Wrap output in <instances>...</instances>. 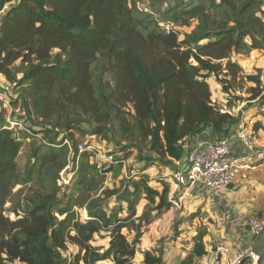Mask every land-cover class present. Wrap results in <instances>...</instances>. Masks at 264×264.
Listing matches in <instances>:
<instances>
[{"label": "trees", "instance_id": "16d2710c", "mask_svg": "<svg viewBox=\"0 0 264 264\" xmlns=\"http://www.w3.org/2000/svg\"><path fill=\"white\" fill-rule=\"evenodd\" d=\"M262 4L263 0H176L161 18L181 27L197 22L191 31L180 33L162 29L159 18L139 11L136 0H0V12L9 5L0 14V76L17 91L10 103L22 99L37 128L34 133L45 132L49 138L44 150L42 145L32 148L33 161L20 172L17 158L23 141L4 127L0 116V264H98L108 259L111 264H134L142 226L152 219L145 212L135 216L127 188H103L94 198L91 192L100 188L103 174L88 153L74 150L70 157L63 143L73 141L76 123H84L91 135L114 140L121 151L137 148L141 160L145 155V161H180L189 136L205 126L218 131L233 119L215 105L208 78L218 81L229 96L237 90L235 85L241 82V90L243 81L252 82L245 87L246 96L236 99L262 97L260 70L244 74L231 60L243 47L264 50ZM107 74L111 80L105 79ZM129 104L133 112L127 110ZM256 129L254 125L252 131ZM60 131L63 136L55 142L51 135ZM70 159L75 169L72 186L81 195L75 200L69 196L62 204V187L67 190L70 184L62 186L57 175ZM142 169L146 166L133 174L137 177L131 180L130 194H143L145 204H153L151 210L158 215L171 206L169 186H152ZM33 176L39 187L23 204L8 210L6 203L16 186ZM112 197L126 202L125 216L105 210L103 200ZM76 205L86 209L88 218L76 216ZM101 231L107 232V243L93 244ZM129 232L134 235L131 241ZM204 236L203 230L194 236L181 264L207 253ZM68 243L76 246L69 257ZM253 245L261 262L264 230L253 237ZM142 254V264H163L161 249Z\"/></svg>", "mask_w": 264, "mask_h": 264}, {"label": "rangeland", "instance_id": "374dc122", "mask_svg": "<svg viewBox=\"0 0 264 264\" xmlns=\"http://www.w3.org/2000/svg\"><path fill=\"white\" fill-rule=\"evenodd\" d=\"M175 2L176 0H136V6L139 9V11L144 12V13L150 12L156 18H159L160 25L162 29L164 30L173 28V29L178 30L180 33L191 31V29H193V27H195L197 23L196 20H192L190 22V26L181 27V26H174L171 22H168L165 19L161 18L162 13L166 11L168 8H170ZM8 7L9 5L6 6L5 9H7ZM5 9L2 10L0 14L3 13ZM262 9H264V0L262 4ZM262 18L264 19V15L262 16ZM181 37H182V34H181ZM246 40L249 42L248 38ZM231 60L234 62H237L241 66L244 74H255L257 73V70H260L262 86H263L262 97L258 99L256 102H254V104H255V107L257 108L255 110H258V108H262V111H264V50L243 47L237 52L232 53ZM98 68H99V62L94 63L92 65V69L94 73L98 71ZM2 79L4 78L2 77ZM105 79L111 80V76L107 74L105 75ZM93 80H94V83H96L95 78ZM207 80L210 82L212 98L215 102V105L218 106L219 108L223 106H227L225 108H222L223 109L222 111L224 110L229 111L232 114L231 115L232 118H235L236 113L234 112V110H237L238 107H241V110H243V108H247L248 105H250L249 102H242L241 99H236L235 96L245 97L246 96V93H244L245 87L253 85L252 82L243 81L242 82L243 88L241 90H239L238 88V86L241 85L240 84L241 82L239 83V85H235V88L237 90L233 91L234 94H231L229 96V94L227 93L222 94L219 91L218 81L216 80L213 81V79H210V78H208ZM5 82L8 84L7 81ZM6 85L5 86L3 85V87H0V89L4 91L3 97L0 98V116L4 119V121L10 118L20 123V125L14 126L13 130L15 131V135L19 139H22L23 141L22 147L19 152V156L17 158L18 169L20 172H23L25 169H27L31 165V162L33 161V157H31L32 148H34L36 145H42V149L44 150L45 143H43L42 139L45 138L44 140L48 141L49 138L47 139V137L45 136V132L34 133V130H37V128L33 126L32 123L30 122L29 117L27 115V110L24 108L22 99H18L17 102L10 103V100H13V98L16 97L17 91H11L12 90L11 87H8L10 85L9 84L8 86ZM6 102H8L9 105L6 104ZM127 110H129L130 112H133L130 104L127 105ZM74 113L75 112H72V116L74 115ZM262 116H263L262 122L264 123V114H262ZM248 125H250V127L252 128L253 124L252 125L248 124ZM24 128L29 130V132H27ZM89 128L90 127L87 124L76 123L72 128L74 137H73V141L71 142H75V144H77L78 142H81V141H84V142L87 141L88 143L92 142L96 145H99L105 150L112 149L114 150L115 156L117 158L122 157V160L124 161V163H122L121 166L114 165L112 169L109 171V174L101 176L102 179L100 180L101 181L100 188L97 191L91 192V195H94V198H97V196L100 194V190L103 188H108V189L119 188L118 190H120V192L122 191L124 192V189L127 188V190H129L128 191L129 194H126V195L128 199L135 204V208H137L136 212L138 211V206L140 207L142 206L143 211L141 214L145 212L147 216L150 217L151 219L155 218L156 215L151 210L153 207V204H145L146 200L144 199L143 194H141L140 196H135V195L130 194V191L132 190L131 180L137 177V175H133V174L135 173L138 174V171H137L139 168L138 162L140 160V159L138 160V158H140V156L138 157V149L131 147V148L124 149L121 151L119 149L120 146H117L114 144V140L105 138L102 135H91L89 132L90 131ZM262 130L264 131V127H262ZM25 134L28 137H24ZM254 134L256 135V132ZM51 136L55 138L54 141H57L63 136V132L61 131L56 132V134L53 133ZM145 154L147 156L150 155V153L146 151H145ZM144 157L143 155H141V158H143L144 160L147 159ZM170 164L171 163L167 161L151 160V161H148V163H146V167L148 165H156L157 168L160 167L158 168V171H155L156 172L155 177H153L152 179L153 181L157 180L159 182H163V181H160V179L158 178L160 176V171L161 169H164V167H166L167 165L170 166ZM72 165L73 163H71L70 166L67 167L65 171H64V168L60 169L57 175L60 179L59 183L62 186L70 184L69 185L70 187L67 190L66 188H64L65 186L62 187V192L59 195L62 204H64V202L67 200L69 196H71L73 200H75L77 196L81 195L79 188L75 187V185L72 186V177L74 174H72L71 177H69L70 175L69 173L73 170ZM56 167H57L56 165H54L53 167L55 175L57 174V171H58ZM152 179L149 177L150 184H152L153 186H156V188L158 189H161L162 188L161 184H158L157 182H153ZM252 182H255V181H252ZM39 184H40L39 180L35 176H33L32 180L29 183L16 186L14 195H12V197L9 199V202L6 203V208L10 210L11 208L15 207L18 203L19 205L23 204L25 197L30 196L31 193L39 187ZM251 188L255 193H259L260 197H257L256 195H254V199L250 201L251 203L250 205H248V208L253 207L255 215L264 216V187L260 189L257 187L253 188L252 186ZM63 191H68V192L65 193ZM101 198L102 197L100 196L99 201ZM103 201H105L103 205L105 206V210L108 213L113 212V213H116L117 216H125V214L127 213L126 202L119 200L117 198H114V197L110 199H104ZM88 203H89V200L85 202V205H87ZM120 207H121V210H119ZM73 210L76 213V216H78L79 218H85V215L87 214V211L86 209H84V207L80 208L79 206L76 205V206H73ZM190 213L191 212L188 211V208L184 207L183 216L181 217L180 222H179L180 219L177 221V218H171L170 216H167V217L165 216V220L164 221L162 220V222H159L158 225H156L153 222L151 223L149 222V224L144 223V225L142 226V234H141L142 243L140 245L141 246L143 245L144 249H150L154 252L159 249L163 250V253H164L163 264H177L178 258L180 256L179 255L180 253L177 251L178 247L179 249H182L185 251L186 250L185 248H187V245H189L186 243L188 241L187 235H185V237L182 236V234H185L183 229H185V231H190V232L193 230L194 231L198 230L197 231L198 233L199 231L202 230V228L205 227V226L197 227L195 223L191 224L192 217H190ZM6 214L10 217L13 216L12 212L10 211H7ZM60 218H62V216H60ZM164 224H165V227H163ZM167 225H169L168 228L166 227ZM244 228H246V226H244ZM213 229L217 230L218 228H211L210 232H212ZM178 230L179 232H177ZM70 233L73 234V231H71ZM213 233L215 234V231H213ZM190 234L191 233H189L188 235ZM127 237L131 241L133 240L134 235L132 234V232H129L127 234ZM167 237H169V240ZM210 237H212V235H210ZM95 238H96L95 239L96 241L93 242V244L105 245L108 240V234L106 231H101L100 233H97L95 235ZM172 239H173V242H171ZM178 241H181L182 243ZM68 246L69 248L65 252V255L67 257L71 256V254L76 251L75 245L68 243ZM243 261H244V264H264V259H262L261 262L259 260L257 262H251L248 259H243ZM134 263L138 264V259L134 260ZM102 264H111V263L108 259L104 261Z\"/></svg>", "mask_w": 264, "mask_h": 264}, {"label": "crops", "instance_id": "0c3cea01", "mask_svg": "<svg viewBox=\"0 0 264 264\" xmlns=\"http://www.w3.org/2000/svg\"><path fill=\"white\" fill-rule=\"evenodd\" d=\"M6 84L7 83L5 80L0 76V86H5ZM6 86H8V84ZM218 88L223 94L219 85ZM258 99L259 97L252 100H245L244 98L242 102H249L250 105H248L247 108L242 107L243 110H241V107H238L237 110H234L236 113L235 118L225 123L220 130L217 131L210 126H205L199 132L189 136L184 142V157L180 161L172 160L170 166L167 165L160 171V176L158 178L160 181L165 182L169 186L168 198L171 206L168 210L156 215V217L153 218L151 222L158 225L159 222L165 220V216L177 218V221L180 219V222L181 217L183 216V209L184 207H187L188 211L191 212V224L195 223L197 227L205 226L202 228L203 231L206 230L205 236L203 237V244L207 253L204 256L209 255L213 238H219L226 241L230 248L231 254H235L240 249V247L246 245L247 243L253 242V237L251 236L247 226V220L250 217L257 215H255L254 208H248V205H250V201L254 199V195L260 197V194L255 193L251 187L253 186V188L257 187L260 189L264 187V131L262 130V127H264V123L262 122V114H264V111H262V108L255 110L257 108L255 107L254 102H256ZM227 112L232 115L229 111ZM241 122L251 125L253 124L252 127L256 125L257 129L254 131L256 132V137L258 138V145L253 156L254 161L248 169H243L239 172L237 184H233L227 189L209 190L201 187L189 188L178 183L174 179L173 174L177 169V163L184 162L187 159L189 151L200 147V145L213 142L221 137H229L231 146L233 148L232 155L235 156L242 152V146L237 138V133L239 131ZM139 159L140 158H138V160ZM146 163H148V161L140 159L138 162V169L145 167ZM158 168L156 165H148L146 169L141 170V173L148 175L152 179L155 177V171H158ZM153 182L161 184V182L157 180H154ZM172 201H174L177 205L173 204ZM142 209V206H138V211L135 212L136 217L141 215L143 211ZM153 212L155 214V211ZM244 226H246V228H244ZM163 227H165V224ZM166 227L168 228L169 225ZM211 228H218L217 230L213 229L215 234L213 231L210 232ZM183 231L185 234H182V236L185 237V235H187L188 241L186 240V243L189 245H187L185 251L179 249L178 247L177 251L180 253V256L178 258L177 264H181V261L190 253L194 243L193 238L197 234L198 230H193L190 232L183 229ZM177 232H179V230ZM189 233L191 234L188 235ZM210 235H212V237H210ZM169 237H167L168 240ZM141 239L142 237L140 238V243L137 247L138 250L134 256V260L138 259V264H142V251L150 250L144 249V246L140 245L142 243ZM171 242H173V239ZM195 261L201 263H204V261L206 262V260L201 258V256L194 257L193 262ZM102 263L103 262H99L98 264Z\"/></svg>", "mask_w": 264, "mask_h": 264}, {"label": "built area", "instance_id": "2783aa9c", "mask_svg": "<svg viewBox=\"0 0 264 264\" xmlns=\"http://www.w3.org/2000/svg\"><path fill=\"white\" fill-rule=\"evenodd\" d=\"M3 94L4 91L0 89V98L3 97ZM6 104L9 105L8 102ZM3 125L7 129H13L14 126L20 125V123L9 118L4 121ZM24 129L29 132L26 128ZM237 138L243 151L235 156L232 155L233 148L229 137H221L190 150L187 159L182 163H177V169L173 174L174 179L189 188L201 187L209 190L227 189L231 185L237 184L239 172L248 169L254 161L253 156L258 144V138L254 131H252L250 125L244 122L240 123ZM42 141L43 143L47 142L44 139ZM63 144L66 146L70 157L73 155L74 150L77 151L78 155L88 153L91 161L96 165L98 173L103 175L109 174V171H106L107 168L124 163L122 157L117 158L115 156L114 150H105L92 142H78L75 144L76 149H73L70 140H65ZM77 162L78 156L75 160V166H77ZM71 163L70 159L64 167V171ZM74 173L75 169L69 173V177ZM172 203L177 205L174 201ZM85 218H88L87 214ZM247 226L252 237L259 235L264 230V216L250 217L247 220ZM259 257L260 255L256 251L253 242L247 243L240 247L235 254H231L226 241L213 238L209 255L201 256L206 262L195 261L192 264H238L243 259L257 262Z\"/></svg>", "mask_w": 264, "mask_h": 264}]
</instances>
